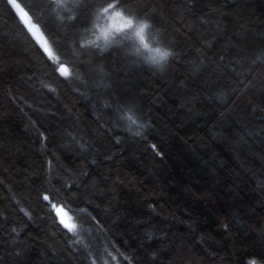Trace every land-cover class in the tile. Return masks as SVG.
<instances>
[{
	"label": "trees",
	"instance_id": "1",
	"mask_svg": "<svg viewBox=\"0 0 264 264\" xmlns=\"http://www.w3.org/2000/svg\"><path fill=\"white\" fill-rule=\"evenodd\" d=\"M15 1L0 264H264V0Z\"/></svg>",
	"mask_w": 264,
	"mask_h": 264
},
{
	"label": "rangeland",
	"instance_id": "2",
	"mask_svg": "<svg viewBox=\"0 0 264 264\" xmlns=\"http://www.w3.org/2000/svg\"><path fill=\"white\" fill-rule=\"evenodd\" d=\"M9 2L12 5V7L14 8V10L16 11L18 17L20 18V20L22 21V23L24 24V26L26 27V29L31 34V36L36 40V42L40 45V47L45 52L49 53V50L47 48L45 39L42 36V34H41L40 30L38 29V27L31 22L29 16L26 14V12L22 9V7L15 0H9ZM123 20H124L123 18H120L119 19V18H115V17H113L111 19V23L113 21H116L120 25H122V27H119V28H117L115 30L122 29V28L125 27L123 25H125V24L127 25L128 24V22H125ZM141 28L140 27H136L135 28V32L136 33L138 32L137 34H140ZM58 215H59V218L61 219V221L63 223H66L67 225L71 226V223H72L71 222V218H70V216L68 215V213L65 210L59 209L58 210ZM254 264H256V263H254Z\"/></svg>",
	"mask_w": 264,
	"mask_h": 264
},
{
	"label": "clouds",
	"instance_id": "3",
	"mask_svg": "<svg viewBox=\"0 0 264 264\" xmlns=\"http://www.w3.org/2000/svg\"><path fill=\"white\" fill-rule=\"evenodd\" d=\"M123 26H126V24L123 25ZM110 27H111L112 29H117V28H119V27H122V25H120V24H119L118 22H116V21H113V22L110 24ZM143 27H147V24H144ZM97 39H100V40H103V39H104L103 31H102V34H101L100 36L97 37Z\"/></svg>",
	"mask_w": 264,
	"mask_h": 264
}]
</instances>
